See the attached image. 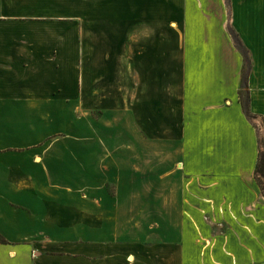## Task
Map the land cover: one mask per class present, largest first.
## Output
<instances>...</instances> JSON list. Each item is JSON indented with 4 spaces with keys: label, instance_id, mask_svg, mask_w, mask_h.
Instances as JSON below:
<instances>
[{
    "label": "crops",
    "instance_id": "crops-1",
    "mask_svg": "<svg viewBox=\"0 0 264 264\" xmlns=\"http://www.w3.org/2000/svg\"><path fill=\"white\" fill-rule=\"evenodd\" d=\"M259 153L264 0H0V264H118L151 198L173 263L264 264Z\"/></svg>",
    "mask_w": 264,
    "mask_h": 264
},
{
    "label": "rangeland",
    "instance_id": "rangeland-1",
    "mask_svg": "<svg viewBox=\"0 0 264 264\" xmlns=\"http://www.w3.org/2000/svg\"><path fill=\"white\" fill-rule=\"evenodd\" d=\"M164 170L165 167L154 168V172L151 174L156 181H150L149 185L154 186L155 183L158 185L159 175ZM106 186L107 191L112 193L113 187L115 188L114 184ZM155 192L159 195L160 191L158 192L157 189ZM150 195L153 194L150 193ZM162 195L163 197L169 196L166 193H162ZM161 196L159 197L161 198ZM110 217L114 222L115 216ZM169 218L172 219V216ZM161 225L158 216V199L151 198L144 209L135 210L131 222L122 217V221L117 223L118 231L102 233L101 256H115L118 259V264H175L173 260L179 255L180 248L175 243L173 236H170L173 232H164V225L163 227ZM168 227L169 225H166V228ZM129 256H131V260H128Z\"/></svg>",
    "mask_w": 264,
    "mask_h": 264
},
{
    "label": "trees",
    "instance_id": "trees-1",
    "mask_svg": "<svg viewBox=\"0 0 264 264\" xmlns=\"http://www.w3.org/2000/svg\"><path fill=\"white\" fill-rule=\"evenodd\" d=\"M244 57L246 58V56L244 55ZM246 63H245V65H244V67H243V75L246 73ZM243 79H244V76H243ZM244 83V82H243ZM242 103H243V105H245L246 104V101H245V99H242V101H241ZM260 174V176L261 177H263L264 178V153H259V157H258V162H257V168H256V174ZM260 176H256V179L259 181V182H261V180H260ZM4 241V239L0 236V242H3Z\"/></svg>",
    "mask_w": 264,
    "mask_h": 264
},
{
    "label": "built area",
    "instance_id": "built-area-1",
    "mask_svg": "<svg viewBox=\"0 0 264 264\" xmlns=\"http://www.w3.org/2000/svg\"><path fill=\"white\" fill-rule=\"evenodd\" d=\"M263 181H264V178H263ZM262 192H263V196H264V184H263V187H262Z\"/></svg>",
    "mask_w": 264,
    "mask_h": 264
}]
</instances>
